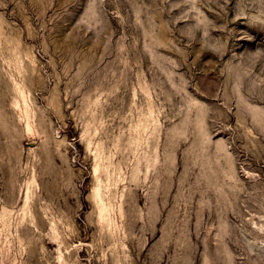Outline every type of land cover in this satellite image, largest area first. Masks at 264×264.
Segmentation results:
<instances>
[{"label":"rangeland","instance_id":"rangeland-1","mask_svg":"<svg viewBox=\"0 0 264 264\" xmlns=\"http://www.w3.org/2000/svg\"><path fill=\"white\" fill-rule=\"evenodd\" d=\"M0 264H264V0H0Z\"/></svg>","mask_w":264,"mask_h":264}]
</instances>
